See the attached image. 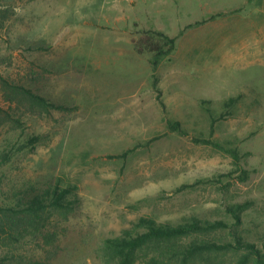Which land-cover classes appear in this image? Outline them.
<instances>
[{"label":"rangeland","instance_id":"1","mask_svg":"<svg viewBox=\"0 0 264 264\" xmlns=\"http://www.w3.org/2000/svg\"><path fill=\"white\" fill-rule=\"evenodd\" d=\"M147 28H184L156 88L149 54L132 43ZM0 77L68 106L23 101L14 113L0 81V205L25 182L58 181L77 199L49 215V242L22 238L15 255L104 264L103 239L141 216L222 219L229 227L215 239L233 242L236 232L264 250V0H0ZM231 96H240L233 111L220 106ZM208 106L223 116L211 123ZM33 134L41 141L32 149ZM193 137L229 140L247 173ZM236 204L239 224L227 212Z\"/></svg>","mask_w":264,"mask_h":264},{"label":"trees","instance_id":"2","mask_svg":"<svg viewBox=\"0 0 264 264\" xmlns=\"http://www.w3.org/2000/svg\"><path fill=\"white\" fill-rule=\"evenodd\" d=\"M198 23L200 21L195 22V24ZM192 25L189 23L184 28ZM184 28L176 35H169L155 28L142 29L140 36L132 40L137 53L149 54L151 81L155 88L157 87L160 65L175 50L177 39L183 33ZM0 81L6 100L9 104L15 103V108L12 109L14 113L18 111V107L22 105L23 101L37 104L46 110L68 108V106L53 102L31 87L20 84L11 78L0 77ZM239 97L231 96L223 99L220 106L233 111ZM210 107L212 106L206 107V110L211 114V123H213L216 116L222 117L223 114H218L214 108ZM9 116L13 117V114ZM15 120L21 121L19 117H16ZM167 125L170 131H176L181 135L189 134L187 128L179 120H168ZM192 139L195 142L210 144L229 154L243 175L247 173L242 166L238 149L229 140L222 142L202 137H193ZM39 141H41V136L33 134L25 142L33 149ZM11 155L13 153L9 152L8 155L3 153L2 158L5 156L9 158ZM231 173L232 171L220 176L229 177ZM241 178L244 179V176ZM72 192L71 186H62L58 181L43 185L25 182L18 186H12L7 194L9 201L0 205V252L4 253L0 255V264H46L45 260H39L34 256L15 255L13 247L10 245L28 236H38L49 242L53 232H49L47 227L48 217L54 210H66L73 207V203L77 202V199ZM242 210L243 204L227 206V212L230 211L235 219V224L241 222L239 213ZM228 227L229 224L222 219L210 220L192 217L177 224H170L141 216L134 227L125 230L122 235L104 238L99 247V255L104 264H135L139 261L145 264H232V261H229V252L244 250L245 252L239 255L234 264H264V250L244 240L236 232H232L233 242L217 240L211 235L216 230Z\"/></svg>","mask_w":264,"mask_h":264}]
</instances>
